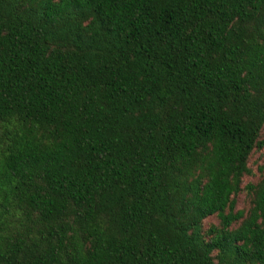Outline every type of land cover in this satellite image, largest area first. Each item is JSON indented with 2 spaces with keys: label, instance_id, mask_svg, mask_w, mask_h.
Segmentation results:
<instances>
[{
  "label": "trees",
  "instance_id": "1",
  "mask_svg": "<svg viewBox=\"0 0 264 264\" xmlns=\"http://www.w3.org/2000/svg\"><path fill=\"white\" fill-rule=\"evenodd\" d=\"M0 264H264V0H0Z\"/></svg>",
  "mask_w": 264,
  "mask_h": 264
},
{
  "label": "rangeland",
  "instance_id": "2",
  "mask_svg": "<svg viewBox=\"0 0 264 264\" xmlns=\"http://www.w3.org/2000/svg\"><path fill=\"white\" fill-rule=\"evenodd\" d=\"M257 162H260V163H263L261 161V157H260V154L259 153H255L253 155V158H252V163H254V165L257 163ZM246 205V199L244 196H241L240 199H239V205H238V208L239 209H242L243 207H245ZM208 222H215L214 219H210L208 220Z\"/></svg>",
  "mask_w": 264,
  "mask_h": 264
}]
</instances>
